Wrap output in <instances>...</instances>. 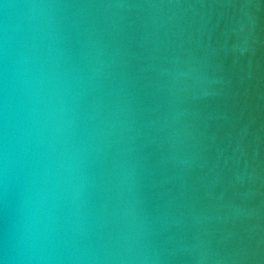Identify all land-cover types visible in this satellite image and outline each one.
I'll return each instance as SVG.
<instances>
[{
  "label": "clouds",
  "instance_id": "9594fccd",
  "mask_svg": "<svg viewBox=\"0 0 264 264\" xmlns=\"http://www.w3.org/2000/svg\"><path fill=\"white\" fill-rule=\"evenodd\" d=\"M0 5V264H162L170 214L146 199L142 148L189 159L179 69L154 68L145 110L108 39L142 5Z\"/></svg>",
  "mask_w": 264,
  "mask_h": 264
},
{
  "label": "water",
  "instance_id": "95a60500",
  "mask_svg": "<svg viewBox=\"0 0 264 264\" xmlns=\"http://www.w3.org/2000/svg\"><path fill=\"white\" fill-rule=\"evenodd\" d=\"M132 2L108 39L141 108L155 105L157 65L182 82L188 161L142 148L146 199L170 214L162 264H264V0Z\"/></svg>",
  "mask_w": 264,
  "mask_h": 264
}]
</instances>
